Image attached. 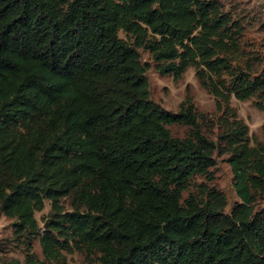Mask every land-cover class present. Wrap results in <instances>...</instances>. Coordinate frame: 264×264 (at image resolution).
Segmentation results:
<instances>
[{"label":"trees","instance_id":"trees-1","mask_svg":"<svg viewBox=\"0 0 264 264\" xmlns=\"http://www.w3.org/2000/svg\"><path fill=\"white\" fill-rule=\"evenodd\" d=\"M239 30L217 0H0V212L24 264H65L74 248L100 264H264V143L230 109L221 139L241 201L226 213L216 188L185 199L218 147L190 100L173 113L151 98L140 54L175 78L195 66L228 110L232 95L264 109V67L236 63Z\"/></svg>","mask_w":264,"mask_h":264},{"label":"rangeland","instance_id":"rangeland-1","mask_svg":"<svg viewBox=\"0 0 264 264\" xmlns=\"http://www.w3.org/2000/svg\"><path fill=\"white\" fill-rule=\"evenodd\" d=\"M222 13L228 14L239 25L237 36L239 53L236 60L241 66L250 63V67L260 72L264 67V0H217ZM120 37L126 35L120 32ZM144 64L149 65L147 76L150 81L151 98L164 109L173 113L180 111L182 103L190 100L199 114L201 130L205 136L214 141L218 147L214 153L216 164L210 169L211 179L206 176H195L184 193L186 199L190 194L204 196L205 189L216 188L227 198L226 213H230L235 204L241 200L234 188V174L228 161L229 153L221 135L226 133L227 122L232 109L237 118L249 127L251 146L264 143V109L258 105L257 98L246 101L238 100L234 95L230 98L229 110L225 104L216 98L211 91L204 87L198 77L197 68L190 66L179 77L173 74H161L157 69L151 54L140 50ZM260 64V65H259ZM235 63L233 66L235 67ZM172 136L183 139L191 130L187 125H168ZM258 208L264 206V199L258 200ZM51 211V204L46 202L45 207L35 213V217L42 228ZM16 220L0 212V264H24L27 247L24 238L16 234ZM32 252L43 259V250L39 237L31 240ZM65 264H100L96 255L72 249L63 251Z\"/></svg>","mask_w":264,"mask_h":264}]
</instances>
